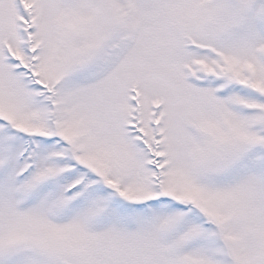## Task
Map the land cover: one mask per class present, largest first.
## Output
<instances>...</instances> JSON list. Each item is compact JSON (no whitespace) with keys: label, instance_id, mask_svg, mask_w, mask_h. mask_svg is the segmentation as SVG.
Returning <instances> with one entry per match:
<instances>
[{"label":"snow or ice","instance_id":"snow-or-ice-1","mask_svg":"<svg viewBox=\"0 0 264 264\" xmlns=\"http://www.w3.org/2000/svg\"><path fill=\"white\" fill-rule=\"evenodd\" d=\"M0 264H264V0H0Z\"/></svg>","mask_w":264,"mask_h":264}]
</instances>
